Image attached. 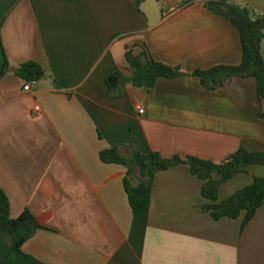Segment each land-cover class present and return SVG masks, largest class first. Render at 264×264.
Instances as JSON below:
<instances>
[{"label": "crops", "instance_id": "1", "mask_svg": "<svg viewBox=\"0 0 264 264\" xmlns=\"http://www.w3.org/2000/svg\"><path fill=\"white\" fill-rule=\"evenodd\" d=\"M138 1L0 0V189L13 219L28 210L42 222L14 264H264V206L244 229V214L216 221L202 212L203 182L189 166L151 165L150 208L134 214L128 169L100 158L120 147L127 157L157 152L219 165L241 148L264 151L253 77L215 90L191 76L160 78L152 93L133 84L109 90V75L131 76L126 53L140 46L187 74L242 63L239 31L205 3L172 4L150 28ZM231 2L264 13V0ZM28 62L46 74L31 92L18 75ZM258 177L263 166L226 182L219 203Z\"/></svg>", "mask_w": 264, "mask_h": 264}, {"label": "trees", "instance_id": "2", "mask_svg": "<svg viewBox=\"0 0 264 264\" xmlns=\"http://www.w3.org/2000/svg\"><path fill=\"white\" fill-rule=\"evenodd\" d=\"M143 1H138L139 6ZM205 5L213 13L226 18L239 31L243 56L239 66H217L210 70H196L187 74L179 67L156 61L151 57L146 46H140L141 52L138 55L132 50L126 53L131 76L121 71L109 75L106 79L109 90L113 91L123 85L133 84L147 93H152L160 78L176 80L187 76L198 78L206 89L215 90L229 80L253 77L257 81V93L262 104L259 117L264 120V56L262 53L264 16L254 17L247 7L235 5L231 0H210ZM9 65V61L5 59L2 66L3 74L8 70ZM18 75L26 82L36 83L46 74L41 65L28 62L19 68ZM138 156L139 159H137ZM100 158L105 164L122 165L128 169L125 186L134 214H142L150 208L153 184L147 178L146 172L151 165L156 166L160 171L181 165L189 166L192 175L203 182L202 195L208 203L201 208L202 212L209 213L216 221L224 218L237 220L244 214L242 226L244 229L254 219L258 210L264 206V177L255 178L252 185L219 203V192L223 184L240 174L247 173L253 166L264 167V151L250 152L241 148L219 165L195 157L176 156L166 159L157 152L149 156L132 152L127 157L120 147L103 150ZM135 169L140 172L138 186L132 184ZM40 229H42L41 220L28 210L17 219H13L9 197L4 190L0 189V264H14L18 256H25L23 246Z\"/></svg>", "mask_w": 264, "mask_h": 264}, {"label": "water", "instance_id": "3", "mask_svg": "<svg viewBox=\"0 0 264 264\" xmlns=\"http://www.w3.org/2000/svg\"><path fill=\"white\" fill-rule=\"evenodd\" d=\"M140 10L148 18V25L150 28L158 26L164 18L159 0H144L140 5ZM137 159H139V156Z\"/></svg>", "mask_w": 264, "mask_h": 264}, {"label": "built area", "instance_id": "4", "mask_svg": "<svg viewBox=\"0 0 264 264\" xmlns=\"http://www.w3.org/2000/svg\"><path fill=\"white\" fill-rule=\"evenodd\" d=\"M181 1L182 0H159V4H160V7H161V9H162L163 12H166V13L168 12L170 14L172 12V11H170V6L172 4H180ZM196 1L206 3V2H208L210 0H196ZM263 16H264V13H259V14L256 15V17H258V18L259 17H263ZM33 84H34L33 82H26V85L24 87V90L26 92H31L32 89H33ZM41 112H42L41 107L38 106V105L35 106L34 113L35 114H39ZM139 113L141 115H143L144 114V110L142 108H139Z\"/></svg>", "mask_w": 264, "mask_h": 264}]
</instances>
